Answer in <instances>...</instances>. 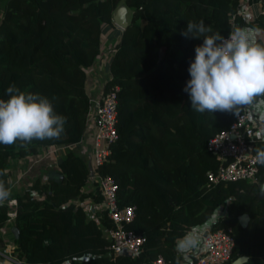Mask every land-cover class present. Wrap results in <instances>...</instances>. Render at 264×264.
Wrapping results in <instances>:
<instances>
[{
    "label": "trees",
    "instance_id": "trees-1",
    "mask_svg": "<svg viewBox=\"0 0 264 264\" xmlns=\"http://www.w3.org/2000/svg\"><path fill=\"white\" fill-rule=\"evenodd\" d=\"M121 3L130 19L107 45L104 30L113 29ZM241 5L242 0H2L0 97L7 100L6 89L13 84L39 93L67 122L59 139L33 140L27 148L19 142L0 145V170H7L0 180L9 188L12 160L82 138L90 92L95 91L90 70L108 57L103 88L118 87V137L97 171L116 180L119 206H135L133 219L124 226L143 234L145 241L135 255H111L104 229L113 221L104 197L97 181L95 191H84L87 163L69 149L48 177L37 176L28 188L11 194L16 204L0 205L1 250L9 247L22 264H148L159 253L167 264H188L176 240L223 208L225 214L211 228L231 226L235 245L222 264L242 254L248 256L242 264H264V196L259 193L264 166L256 180L207 184V170L218 163L207 141L237 113H198L183 90L195 47L203 43V37L182 35L188 21L203 20L212 29L209 35L224 36L235 15V30H264V15L256 13L247 21L238 13ZM254 42L264 45L261 38ZM85 198L103 203L98 219L87 218L80 204ZM11 210L16 212L12 218ZM242 213L249 214L245 226L238 220Z\"/></svg>",
    "mask_w": 264,
    "mask_h": 264
},
{
    "label": "built area",
    "instance_id": "built-area-1",
    "mask_svg": "<svg viewBox=\"0 0 264 264\" xmlns=\"http://www.w3.org/2000/svg\"><path fill=\"white\" fill-rule=\"evenodd\" d=\"M243 2V1H242ZM256 7L255 14L264 15L263 0L251 2ZM238 13H244L242 5ZM231 30L224 35L225 38L235 30L237 21L232 15ZM122 27L120 26V29ZM111 51L113 49L111 48ZM108 57L105 61L108 62ZM90 92V109L87 116V125L82 138L74 143L65 145L68 149L75 147L76 152L86 161L88 170L91 169L104 197L105 208L108 216L113 221V226L108 228V248L111 255L123 253L135 255L141 251L145 237L132 229L125 228L124 224L131 221L135 214L134 205L119 206L117 201V182L108 174L102 175L97 167L109 159L111 144L117 139L118 99L115 85L108 91H104L103 84ZM0 99H3L0 97ZM259 127L258 118L253 109L243 108L236 114L234 120L226 127L220 129L207 141V149L218 161L216 167L206 172L207 184H216L221 181L237 179L256 180L260 175L262 165L253 164L254 149L259 146L260 140L255 139L254 133ZM59 145H49L35 157H30L26 169H32L42 164L54 162L57 164ZM46 159L51 162H45ZM90 176V175H89ZM8 203L16 204L15 198H9ZM15 211H8L12 218ZM235 245V237L231 226L226 228H210L203 236L200 250L193 253L185 262L188 264H222L232 254ZM9 247L0 249V264H22L10 255ZM148 264H167L162 254L151 259Z\"/></svg>",
    "mask_w": 264,
    "mask_h": 264
},
{
    "label": "clouds",
    "instance_id": "clouds-1",
    "mask_svg": "<svg viewBox=\"0 0 264 264\" xmlns=\"http://www.w3.org/2000/svg\"><path fill=\"white\" fill-rule=\"evenodd\" d=\"M212 32L203 20L188 21L185 37H203L195 47L184 91L191 108L198 113L234 111L250 108L260 114L261 125L254 133L264 144V45L250 41L242 29L227 38ZM8 99H0V145L17 144L27 148L33 140L59 139L65 131L66 117L55 112L51 101L39 93L24 92L16 85L6 89ZM253 164L264 166V147L254 149ZM7 170H0L6 176ZM264 196V184L259 186ZM11 191L0 180V205Z\"/></svg>",
    "mask_w": 264,
    "mask_h": 264
},
{
    "label": "crops",
    "instance_id": "crops-1",
    "mask_svg": "<svg viewBox=\"0 0 264 264\" xmlns=\"http://www.w3.org/2000/svg\"><path fill=\"white\" fill-rule=\"evenodd\" d=\"M242 8L244 9L243 16L244 18L249 21L251 20L255 15L256 7L254 5H251V2L248 0H242ZM119 25L116 21H114V27L111 30H116V25ZM242 30H245L249 34L250 41L254 42L257 38H261L264 42V30L260 28H252V27H242ZM118 30V29H117ZM109 73V72H108ZM89 79L92 81V84H94V88L98 87L99 85L103 84L107 79V61H101L100 65H96L95 67L91 68L90 70V76ZM256 113V116L260 122L259 126L261 125V120L257 115V112L253 110ZM60 150L59 153H57V158L65 154V152L68 149L65 145H59ZM31 158L27 157L26 159L19 160L15 159L11 161L10 167L11 169H18V164L20 165L22 161H29ZM44 165V164H42ZM17 167V168H16ZM50 167L43 166V167H34L31 169L30 174L28 175L27 179H24L23 181H20L16 187H13V190L11 191V194H13L16 191H21L26 188H28L32 182L34 181L35 177H41L45 179L50 174ZM31 179V180H30ZM96 177L89 176V179L85 183L83 189L85 192L95 191L96 190ZM80 204L83 206L87 218H97V212L103 210L104 205L102 202L94 201L91 198H85L84 200L80 201ZM211 221H207L202 225H197L192 227L189 232L182 238H179L176 240L175 248L176 250L183 255V261H187L191 258L194 252L200 250L203 243V236L205 230L209 227ZM108 229H104V234H107Z\"/></svg>",
    "mask_w": 264,
    "mask_h": 264
},
{
    "label": "rangeland",
    "instance_id": "rangeland-1",
    "mask_svg": "<svg viewBox=\"0 0 264 264\" xmlns=\"http://www.w3.org/2000/svg\"><path fill=\"white\" fill-rule=\"evenodd\" d=\"M1 5H2V0H0V16H1ZM119 6H122V3L119 4ZM124 17H125V19L127 21L130 19V10L129 9H126V12L124 14ZM116 28L117 29H120V25L117 24L116 25ZM104 31H105V36L103 37L104 41H106L107 45H112L113 44V41L111 39V36L114 35V34H116V32L114 30H111V28L110 29H107V30L105 29ZM103 52H105V55H107L108 50H106V48H104V51ZM108 75L109 74H108V71H107V78H108ZM257 115L260 118V114L258 112H257ZM258 122H260V121L258 120ZM73 150L76 151L75 147H73ZM45 162H51V160L46 159ZM54 164L55 163L52 162V163H48V164H44V165H39V167H43V166L46 167V166H48V167H50L49 168L50 169L49 172L51 173V172L55 171V168H54L55 165ZM28 165H29V163L26 160V161H22L20 165L18 164V169H13V168L11 169V167H9V173H10V176H9V189H10V191H12L13 190V187H16L17 184L20 181H23L24 179H27L28 175L31 172V169H29V170L26 169V167ZM222 211H223V208H222V210H220V209L218 210V208H217L215 210L212 218L209 221L214 220L216 214L221 213Z\"/></svg>",
    "mask_w": 264,
    "mask_h": 264
},
{
    "label": "water",
    "instance_id": "water-1",
    "mask_svg": "<svg viewBox=\"0 0 264 264\" xmlns=\"http://www.w3.org/2000/svg\"><path fill=\"white\" fill-rule=\"evenodd\" d=\"M126 6L122 4V6H118L113 14V20L119 23L121 27H125L128 23V21L125 19L124 14L126 12ZM89 175L92 176L93 172L91 169H89ZM225 214V209L221 213L216 214L213 221H211L209 227L205 230L204 235L207 233V231L212 227V224L214 221L218 219V217L223 216ZM238 220L241 225L245 226L249 222V214L248 213H242L238 216ZM123 253L127 254L126 251ZM248 260V256L246 254L239 255L237 258H235L231 264H242L245 261Z\"/></svg>",
    "mask_w": 264,
    "mask_h": 264
}]
</instances>
